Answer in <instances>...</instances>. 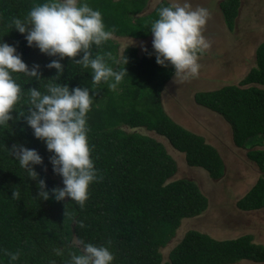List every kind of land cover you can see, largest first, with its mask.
<instances>
[{
	"label": "trees",
	"instance_id": "trees-1",
	"mask_svg": "<svg viewBox=\"0 0 264 264\" xmlns=\"http://www.w3.org/2000/svg\"><path fill=\"white\" fill-rule=\"evenodd\" d=\"M41 2L0 0V41L15 46L29 68L33 64L40 66V79L13 74L21 86L22 98L9 125L0 127V264H9L5 250L20 252L11 264H67L70 253L82 251L81 241L108 246L114 255L113 264H236L242 260L264 263V246L253 243L251 235L218 240L198 230H189L165 259L162 249L177 234L182 222L202 215L209 201L195 182L171 180L178 170L176 160L162 142L137 129L164 137L185 154L188 166L207 171L214 180L224 177V161L204 137L178 124L165 111L163 92L174 69L171 65H157L152 47L140 55L138 49L124 46L120 54L121 43L112 38L92 46V56H104L115 70L126 68L127 76L115 89L104 81L94 84L92 70L74 62L79 56L61 60L63 72L54 77L56 70L46 65L59 57L27 46L24 35L9 27L13 17L23 19L34 4ZM87 3L100 10L112 36L134 40L151 36L150 22L156 18L157 9L169 4L160 3L150 14L140 15L147 0ZM239 6V0L221 4L231 28ZM109 52L110 58L104 55ZM256 57L257 66L239 85L200 92L195 97L197 104L222 115L232 126L238 148H247L248 143L264 145V42ZM55 82L67 84L70 90L86 87L93 100L86 119L91 158L99 179L90 184L83 206L67 197L57 202L51 194L46 201L38 196L39 179L45 180L46 191L62 187V179L53 173L51 153L42 140L33 136L23 116L31 107L28 89L46 92V86ZM123 125L134 131L125 130ZM15 144L34 148L42 156V164L33 166L38 174L36 180L30 179L13 156L11 149ZM248 155L264 170V150ZM14 190L20 192L18 199L11 197ZM238 206L244 211L264 207V178L258 179Z\"/></svg>",
	"mask_w": 264,
	"mask_h": 264
},
{
	"label": "clouds",
	"instance_id": "clouds-1",
	"mask_svg": "<svg viewBox=\"0 0 264 264\" xmlns=\"http://www.w3.org/2000/svg\"><path fill=\"white\" fill-rule=\"evenodd\" d=\"M209 18L208 8L193 7L190 0H172L167 6L157 9L156 18L149 27L152 50L157 65L172 66L174 83L199 75L200 56L210 48L203 34ZM9 27L24 35L27 46H35L40 53L50 57H59L46 65L56 70L54 77L63 72L61 60L78 56L80 58L74 62L92 70L94 84L104 81L108 82L110 89H115L127 76L125 67L115 70L104 56H92V46L110 40L112 32L106 28L100 10L90 7L87 0H43L34 4L23 19L13 17ZM104 55L111 57L110 52ZM39 68L38 64L29 68L15 46L0 41V127L9 125L13 111L22 98L21 86L13 74L23 73L40 79ZM46 88V92L38 88L28 89L31 107L23 118L33 136L42 140L51 153L49 163L53 173L61 177L63 186L46 191L45 180L39 179L38 196L46 201L51 194L57 202L67 197L83 206L89 196L90 184L99 179L91 158L86 119L93 104L92 96L86 87L70 90L67 84L55 82ZM11 152L30 179L36 180L38 174L33 166L43 162L38 151L15 144ZM11 197L18 199L20 192L12 191ZM80 243L82 251L79 254L70 253L67 264H113L114 255L108 246ZM5 255L11 264L19 258L20 252L5 250Z\"/></svg>",
	"mask_w": 264,
	"mask_h": 264
},
{
	"label": "rangeland",
	"instance_id": "rangeland-1",
	"mask_svg": "<svg viewBox=\"0 0 264 264\" xmlns=\"http://www.w3.org/2000/svg\"><path fill=\"white\" fill-rule=\"evenodd\" d=\"M239 1L241 5L233 28H231L228 23L230 20L223 8L224 18L222 19L220 15L219 0H190L193 7L209 6V9L212 8L210 12L213 13L203 29V34L210 43V48L206 52L210 59L208 65H213V68L204 72L206 65H203L199 74L203 76L205 73L207 78H220L224 85H239V82L244 79L253 66L255 67L257 52L264 42V0ZM164 2L170 3L168 0L147 2V6L140 15L150 14L158 4ZM112 39L121 43L120 54L123 53L124 46L130 45L138 49L140 55L145 52L142 49L152 47V37L134 40L112 36ZM244 51L248 52L245 57H243ZM222 55L223 61L225 60L229 66L226 67V71L220 69ZM213 59H215L214 62ZM190 81L194 82V78ZM175 84H169L163 92L165 111L178 124L204 137L207 143L222 154L225 175L220 180L212 179L207 171L188 166L185 154L174 149L164 137L143 128L137 129V131L162 142L169 154L176 160L178 170L171 180L186 179L195 182L209 201V207L202 215L183 220L177 234L162 249L165 259L189 230L201 231L218 240L251 235L253 243L264 246V207L260 210L244 211L238 206V201L255 186L258 179L264 178V170L248 155L254 150H264V145L257 146L255 143L254 146H251L248 143L247 148L236 147L233 141L232 126L224 117L205 107L198 108L197 104L190 102L191 96L186 90L187 87L184 85L176 87ZM181 95H186L189 100H184ZM122 127L127 131H134L124 125ZM251 142L254 143L253 140ZM249 146L251 147L249 148ZM236 264L264 263L242 260Z\"/></svg>",
	"mask_w": 264,
	"mask_h": 264
},
{
	"label": "crops",
	"instance_id": "crops-1",
	"mask_svg": "<svg viewBox=\"0 0 264 264\" xmlns=\"http://www.w3.org/2000/svg\"><path fill=\"white\" fill-rule=\"evenodd\" d=\"M151 2V0H148L147 2ZM170 3L172 2V0H168ZM218 2V1H217ZM169 3V4H170ZM223 3V0H219V5H220V15L222 16V19L224 18V13H223V11H222V7H221V4ZM148 4V3H147ZM147 4H146V6H147ZM159 5V4H158ZM157 5V6H158ZM240 5H241V3H240ZM157 6L155 7V8H157ZM204 7H206V8H208L209 9V6H204ZM145 9V8H144ZM212 9V8H211ZM211 9H209V12L210 11H212ZM217 10H218V8H216ZM144 11V10H143ZM213 13H211L210 12V16L212 15ZM227 26H228V24H227ZM229 27V26H228ZM230 28V27H229ZM233 31V30H232ZM231 31V32H232ZM149 37H151V36H149ZM148 37V38H149ZM148 38H146V39H148ZM137 40H140V39H137ZM207 50L200 56V59H199V63L201 64V66H203V65H206V67H205V69H204V72H207V71H210V70H212V68H213V65L211 66V65H208V63L210 62V59H208V56H207ZM244 53V55H243V57H245V56H247V51L245 52H243ZM232 55V54H231ZM221 66H220V69L221 70H225L226 69V67L228 68L229 66L226 64V61L224 60L223 61V55L221 56ZM215 61V59H213V62ZM253 64H254V60H253V62H252ZM257 66V60H256V65H255V67ZM253 68H254V66H253ZM226 71V70H225ZM249 73V72H248ZM196 77H197V79H196ZM195 78H194V82H191L190 81V79H192L191 77H190V79L188 78V79H186V80H180V81H177L176 82V87H178V86H181V85H184V86H186L187 88H186V90H188L189 91V96H191V103H194V104H197V102H196V100H195V97H196V94H198V93H202V92H212V91H216V90H220V89H222L223 87H225V86H228V85H224L221 81V79L220 78H207V77H205V73H204V75L202 76V75H198V76H196ZM205 77V78H204ZM246 77V76H245ZM244 77V78H245ZM174 82H173V77H172V79L167 83V85H166V89H167V86L169 85V84H173ZM186 84V85H185ZM229 85H234V84H229ZM178 92H179V89L177 90ZM181 98H183L184 100H189V97H187L186 98V95L185 96H182L181 95ZM197 107L198 108H202L203 106H200L199 104H197ZM176 122V121H175ZM220 154V156L222 155L221 153H219ZM222 157V156H221ZM223 159V158H222ZM224 161V160H223Z\"/></svg>",
	"mask_w": 264,
	"mask_h": 264
}]
</instances>
